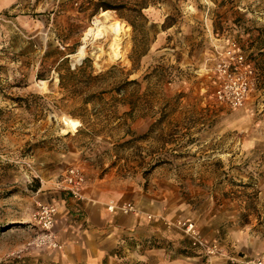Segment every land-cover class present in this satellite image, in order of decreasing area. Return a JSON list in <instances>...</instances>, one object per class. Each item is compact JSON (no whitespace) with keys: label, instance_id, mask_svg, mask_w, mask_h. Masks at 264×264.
I'll return each instance as SVG.
<instances>
[{"label":"rangeland","instance_id":"1","mask_svg":"<svg viewBox=\"0 0 264 264\" xmlns=\"http://www.w3.org/2000/svg\"><path fill=\"white\" fill-rule=\"evenodd\" d=\"M101 2L112 5V20L130 27L123 58L112 56V34L85 36L105 10ZM224 37H235L254 64L260 106L250 116L203 105L208 82L200 67ZM82 63L94 75L106 73L95 85L106 91L90 102L72 81L60 84V69ZM127 79L140 84L125 85L119 96L113 88ZM130 98L134 115L124 112ZM115 154L127 181L189 204L206 246L188 238L180 253L201 256L199 264L262 259L264 0H16L0 13V264H67L63 236L74 201L61 187L64 174L89 158L109 171ZM177 221L168 233L185 234ZM250 238L256 241L246 253ZM133 241L137 258L153 247L174 248L161 233Z\"/></svg>","mask_w":264,"mask_h":264},{"label":"crops","instance_id":"2","mask_svg":"<svg viewBox=\"0 0 264 264\" xmlns=\"http://www.w3.org/2000/svg\"><path fill=\"white\" fill-rule=\"evenodd\" d=\"M15 1L0 0V13L7 10ZM234 31L236 32V30ZM216 34H220L219 30ZM228 38L224 37L223 41L216 43V45L225 46ZM218 40L219 38H216V41ZM214 55L215 53L205 57L207 61L202 62L200 67V75H203L205 81L208 82L207 87L203 89L204 93H202L204 95L203 105L205 107H214L215 105L217 109L225 112H246L250 116V113L255 112L260 106V104H256L259 96L257 98L252 96L254 99L251 97L244 107L235 110L217 102L214 94V82L207 73V69L214 65L212 59ZM122 93L123 90L117 91L119 96L123 95ZM121 101H124V99H121ZM135 106L136 102L133 98H130L129 102L124 105V112L128 115H134ZM132 128L135 129L133 125ZM113 159L114 163L111 169L105 172L98 170L91 158L85 159L82 168L86 179L82 191L83 198L76 199L67 192L71 196L68 199L73 198L75 205L72 202L71 206L74 207V213L72 212L69 216V220L72 218L70 220L72 222L69 221L65 224L67 230L66 235L63 236L65 263L101 264L115 259L118 264L124 259L134 257L135 259H142L146 264H199L201 256H187L178 251L180 245L189 237L183 233H179L180 235L168 233L171 231L167 228L170 221H192L185 209L186 205L189 204L182 201L179 196L170 197L169 192H159V190L154 189L152 191L144 187L145 185L141 186L127 181L123 172L118 171L117 154L113 156ZM111 202L116 205L131 202L136 206L137 211L123 212L119 209L111 211L108 208ZM145 232L161 233L162 238H168L173 243L174 248L169 250L153 247L137 258V247H133L131 244H135L133 240H137ZM212 240L216 241L217 238L214 237ZM256 240L257 243L262 245V247L257 246L259 250H257L258 254L256 256L258 259L264 258V240L261 237ZM256 240L246 239V246H242L243 251H246V253L251 252L253 249L251 244ZM215 264L223 263L215 262Z\"/></svg>","mask_w":264,"mask_h":264},{"label":"built area","instance_id":"3","mask_svg":"<svg viewBox=\"0 0 264 264\" xmlns=\"http://www.w3.org/2000/svg\"><path fill=\"white\" fill-rule=\"evenodd\" d=\"M212 59L214 65L207 69V73L214 82V94L217 102L234 110L244 107L257 90V77L253 61L243 51L235 37L228 38L225 46H218ZM85 180L83 169L73 166L64 174L61 187L74 198L82 199ZM108 208L111 211L116 209L123 212L137 211L136 206L131 202L118 206L111 204ZM51 210L48 213L55 211ZM175 225L183 230L194 246H206V242L193 221L179 220ZM53 245L61 247L56 241H53ZM257 264H264V259H259Z\"/></svg>","mask_w":264,"mask_h":264},{"label":"trees","instance_id":"4","mask_svg":"<svg viewBox=\"0 0 264 264\" xmlns=\"http://www.w3.org/2000/svg\"><path fill=\"white\" fill-rule=\"evenodd\" d=\"M97 7H103L105 10L113 8L112 5L107 2H101V4H97ZM132 25L134 26V24ZM105 75L106 73L94 75L93 72L88 71V68L84 63L74 68L68 67L65 72H62L61 69L59 70L60 84L65 87L68 84V81H72L75 91H78L79 94L83 95L84 102H90L93 97L101 95L106 91L103 87L98 88L95 86H98L99 83L103 82ZM134 83H138V81L125 80L124 85H117L113 89L119 92L124 89L125 85L128 86Z\"/></svg>","mask_w":264,"mask_h":264},{"label":"bare ground","instance_id":"5","mask_svg":"<svg viewBox=\"0 0 264 264\" xmlns=\"http://www.w3.org/2000/svg\"><path fill=\"white\" fill-rule=\"evenodd\" d=\"M114 16V15H113ZM130 29L129 26L121 22L120 20H112V14L110 10H103L99 17H97L93 23V26H90L85 34L86 37L93 38H104L108 36V34H112L113 42L112 47L114 50V58H123L122 51L120 49L121 41L123 39V35L128 32ZM128 37V36H127ZM86 39L79 46L77 52L74 54L75 58L80 61L82 60L87 53V44ZM98 54V53H97ZM104 55V54H103ZM76 60V61H77ZM71 125H75L76 123L72 120L69 121Z\"/></svg>","mask_w":264,"mask_h":264}]
</instances>
